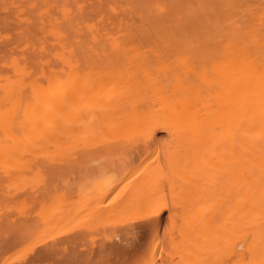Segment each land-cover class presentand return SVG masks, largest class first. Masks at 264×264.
I'll return each instance as SVG.
<instances>
[{
    "label": "bare ground",
    "instance_id": "1",
    "mask_svg": "<svg viewBox=\"0 0 264 264\" xmlns=\"http://www.w3.org/2000/svg\"><path fill=\"white\" fill-rule=\"evenodd\" d=\"M65 178L121 217L82 227L107 239L86 256L47 241L80 218ZM21 260L264 264V0H0V264Z\"/></svg>",
    "mask_w": 264,
    "mask_h": 264
},
{
    "label": "rangeland",
    "instance_id": "2",
    "mask_svg": "<svg viewBox=\"0 0 264 264\" xmlns=\"http://www.w3.org/2000/svg\"><path fill=\"white\" fill-rule=\"evenodd\" d=\"M68 177V176H67ZM69 178V177H68ZM66 179V178H65ZM65 183H66V185H63L62 187H60V190H59V192H57L55 195H56V198H58L59 196H61V197H59V198H63V200L64 201H66V202H72V206L71 205H69V206H67L65 209H66V211L67 210H70L71 209V211H68V212H72L73 210H74V213L75 212H77L78 214H79V216H80V218L79 217H77L76 215H77V213H76V215H73L74 213L72 212V213H70L69 214V216H76V217H73V219L71 220H69L70 222H69V224L68 225H66V228H67V230L65 229H63V230H61V229H58V230H54L51 234L53 235V237H52V235L50 234L49 236H48V238L49 239H47V241H49L50 242V240H52V242H53V240H54V238H56L55 239V241H59V240H62V241H64V240H66L65 238L68 236V234L70 233L71 234V232H69L68 233V231H72V230H74L75 232L76 231H78V233L77 234H74V232H73V236H75L76 238H78V236H79V240L77 239H75V238H72V235H70L69 236V239H71L72 238V240L74 239V242H75V247H74V249L76 250V252L77 253H79V255L81 256L82 254H84V253H82V252H85V254L87 255L89 252L87 251L86 252V248H89V246H94L95 248H99V245L104 241V239H106V237L105 236H103L102 234H105V233H101V235H102V237L100 236V233H99V235L98 236H96V234L94 235V233L91 235L90 233H88V234H86V235H91V240H89V241H86L87 243L85 244V242H84V240H83V238L85 237V239H87L86 238V236H85V234H83V233H85L83 230V228L82 227H84V226H88L86 223L87 222H89L90 220H92V219H95L96 220V223H97V225L95 226V227H97L98 225L100 226V225H102L103 223H106V222H109L110 220H112V221H118L117 219H115V218H121V217H115V218H111L112 216L111 215H109V214H107V215H98V213H96L95 212V209L94 208H91L90 206H88V204L86 205L85 203V206L84 205H81L82 203H81V201L79 202V191H80V188H79V185H78V181L76 180V179H73V178H70V179H66V181H65ZM64 189V190H63ZM38 190V192L40 191V189H37ZM63 192H62V191ZM64 193H65V195L66 196H64ZM72 200V201H71ZM65 202V204H67ZM83 206V207H82ZM69 207H70V209H69ZM17 210L18 209H16L14 212H13V217H12V219L13 220H15V222H16V224L15 225H11L10 226V229H14V227L15 226H19L23 221H25L26 219H29L30 221H31V223L30 224H34V223H38V225L39 226H42L41 225V220L37 217V213H35L34 211H38V208H34V209H25L21 214L20 213H18L17 212ZM166 213V212H165ZM90 214V216L88 217V215ZM72 217H70V218H72ZM125 219H128L129 217L128 216H126V217H124ZM80 219V220H79ZM73 223H75L74 225H73ZM95 223V224H96ZM85 224V225H84ZM37 225V224H36ZM71 225H73V227L71 226ZM76 225V226H75ZM65 228V227H64ZM83 229V230H82ZM79 230H81V231H83L82 232V234L81 235H84L83 237L82 236H80V232H79ZM57 231H58V233H57ZM63 231V232H62ZM101 232H103V231H101ZM65 233H66V235H65ZM64 234V239L63 238H61V235H63ZM79 234V235H78ZM51 236V237H50ZM93 236H94V238H95V236H96V238H99V239H96L95 240V242L96 241H99L100 239H103V241L101 242V240L99 241V243L97 242V246H95V242L94 243H91L92 242V240H94L93 239ZM59 237V238H58ZM71 237V238H70ZM68 239V238H67ZM81 239L83 240V241H81ZM89 239H90V236H89ZM88 240V239H87ZM107 240V239H106ZM76 241H78L79 243L78 244H76L77 242ZM83 242V243H82ZM101 242V243H100ZM92 244V245H91ZM77 245V246H76ZM83 245V246H82ZM94 247H90V248H94ZM77 248H78V250H77ZM89 250V249H88ZM72 251H73V253H74V250L72 249ZM79 251H82V252H79ZM90 251H91V249H90ZM92 251H94V249L92 250ZM91 251V252H92ZM76 252L74 253V254H76ZM84 254V255H85ZM91 254V253H90ZM77 256H78V254H76ZM83 255V256H84ZM85 255V256H86ZM89 255V254H88ZM21 263H23V260H21V261H18L16 264H21Z\"/></svg>",
    "mask_w": 264,
    "mask_h": 264
}]
</instances>
